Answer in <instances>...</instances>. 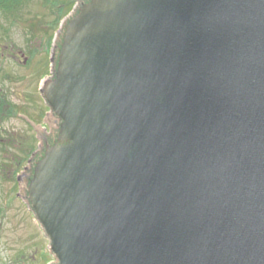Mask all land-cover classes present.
Returning a JSON list of instances; mask_svg holds the SVG:
<instances>
[{
  "label": "water",
  "instance_id": "obj_1",
  "mask_svg": "<svg viewBox=\"0 0 264 264\" xmlns=\"http://www.w3.org/2000/svg\"><path fill=\"white\" fill-rule=\"evenodd\" d=\"M51 45L49 264H264V0H76Z\"/></svg>",
  "mask_w": 264,
  "mask_h": 264
},
{
  "label": "rangeland",
  "instance_id": "obj_2",
  "mask_svg": "<svg viewBox=\"0 0 264 264\" xmlns=\"http://www.w3.org/2000/svg\"><path fill=\"white\" fill-rule=\"evenodd\" d=\"M76 0H33L16 17L0 14V264L55 261L49 239L21 197L19 176L38 145L37 124L49 113L40 94L50 74V50L60 21ZM62 6L56 10V6ZM63 15L59 20V13Z\"/></svg>",
  "mask_w": 264,
  "mask_h": 264
},
{
  "label": "trees",
  "instance_id": "obj_3",
  "mask_svg": "<svg viewBox=\"0 0 264 264\" xmlns=\"http://www.w3.org/2000/svg\"><path fill=\"white\" fill-rule=\"evenodd\" d=\"M33 0H0V14L2 15H11L12 17H16L19 12H21L20 8L27 6ZM62 6L57 5L56 10H59ZM56 12V11H55ZM61 11H57L59 13V20L63 17L60 15ZM4 102H0V111Z\"/></svg>",
  "mask_w": 264,
  "mask_h": 264
},
{
  "label": "flooded vegetation",
  "instance_id": "obj_4",
  "mask_svg": "<svg viewBox=\"0 0 264 264\" xmlns=\"http://www.w3.org/2000/svg\"><path fill=\"white\" fill-rule=\"evenodd\" d=\"M45 118H46V113H45V115H44V117H43V119H42V122H43V124L45 125V126H41V124L40 123H36L33 119H31V118H29L32 122H33V124L34 125H31V124H29V122H27L28 123V125L35 131V126H41L43 129H45V131H46V133L48 134V135H50L52 132V130L50 129V125L48 124V123H46L44 120H45ZM35 134H36V131H35ZM36 138V137H35ZM37 139V138H36ZM39 144H40V140L38 139V145L36 146V148L35 149H33L30 153H29V155H28V159L33 155V153L34 152H36V151H38L39 150Z\"/></svg>",
  "mask_w": 264,
  "mask_h": 264
}]
</instances>
